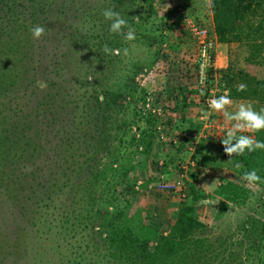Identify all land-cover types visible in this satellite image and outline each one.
I'll list each match as a JSON object with an SVG mask.
<instances>
[{
  "label": "rangeland",
  "instance_id": "1",
  "mask_svg": "<svg viewBox=\"0 0 264 264\" xmlns=\"http://www.w3.org/2000/svg\"><path fill=\"white\" fill-rule=\"evenodd\" d=\"M106 1L51 0L49 6L43 5L44 10L49 8L46 21L49 28L40 40L33 39L31 29L36 25L44 26L42 18L46 19V15H41L30 28L28 39L33 48L27 59L32 69H28L17 87L0 95V102L5 104L0 105V110H12L17 115L23 112L32 114L35 121L30 129L26 126L25 137L31 140L35 132L36 142L42 147L37 156V151H34L30 158L27 157V150L19 158L12 157L13 151L11 155L10 152L5 154L7 160L2 163L0 177L4 178L9 173L13 180L14 174L19 172L17 168H20V172L26 173L23 180L27 182L22 184L23 189L12 184L15 198L0 183V264H113L100 245L102 243L91 214L84 213L82 205L77 207L81 213L73 206L69 181L62 178L57 185H53L50 180L56 174V166L52 165L56 156L52 144L69 129H72L69 132L73 131V118L76 117L74 125L80 127L79 131H88L92 138L99 134L98 130L105 128L102 124L94 125L93 119L96 118L85 107L84 99L93 92L98 93L99 98V94L109 93L113 109L117 108V102L125 105L126 115L120 114L118 118L125 121L126 138L131 134L137 137L141 130H146L148 119L155 126V139L146 164L140 168L141 171L133 174L135 180L132 191L126 194L132 201L129 213L133 227L138 224L152 233H161L163 224L173 219L170 218L171 214L185 203L190 205V212L197 220L212 226L218 223L220 212L221 222L225 219L224 223L229 222L232 227L237 220L241 222L247 216H258L256 200L261 195V189L258 185L247 186L233 172V167L238 164L237 156L231 159L223 156L224 150L217 142L226 131L224 118L213 112L208 104L212 98L229 91L226 84H254L258 79L263 80L264 58L262 54L256 57V53L250 51L243 39L240 42L218 43L206 0H135L134 4L128 3L125 6V11L129 13L127 22L135 29L136 39L126 41L123 36L120 37L121 52L116 55L115 63L110 65L109 70L96 67L98 74L92 88L84 85L79 88V92L88 94H80L76 112L70 113L69 107L63 111L60 109L62 122L56 125L43 122L42 112L35 109V104L36 100L41 101L44 85L40 84V92L34 90L36 79L43 82L45 78L46 83L49 77H53L54 81L60 78L66 81L65 85L70 89L73 81L79 77H76L77 72L81 71L86 76L92 72L88 68L91 63L88 62L93 53H89L86 43L80 42L82 45L74 46L76 39H73L74 45L70 43L69 47L65 46L62 35L55 31V20H62L61 27L64 26L66 31L78 28L80 37L89 35L95 30L92 27L93 19L96 13L103 10ZM191 25L204 29L212 43L209 51L211 62L205 67L201 80L196 64L199 41L189 30ZM50 27H53V32ZM97 40L98 37L95 38ZM125 48L128 49L127 55L123 54ZM19 56L16 54L17 58ZM57 62L66 66L59 72V77L54 72L58 70L55 65ZM80 64L82 67L75 70ZM69 68L72 70L68 71ZM155 68H159V71ZM32 81L35 82L30 83ZM183 97L187 104L181 107ZM233 101L239 103L247 100ZM133 108L136 115L133 114ZM202 111L211 113L207 121L200 119ZM181 115H184L182 121ZM106 127L110 132L106 133L107 138L112 139L109 148L113 152L111 148L116 144L113 136L117 132L112 129V134L114 125L110 123ZM189 140H192V145ZM200 141H206L207 144L199 148L197 145ZM200 155L203 156L202 162L199 160ZM134 156L139 163L136 165L132 160L128 163L138 166L142 155L136 153ZM199 163L205 167H200ZM180 170L182 189L179 192L183 196L179 192L156 189L155 185L160 179L173 181ZM199 178L200 183H196ZM217 180L219 182L215 183ZM225 180L246 190L247 195L242 204H229L215 195L218 184ZM61 183L67 185L59 187ZM82 189L83 186L80 193ZM128 189L129 186L122 185L118 189L119 195L124 196ZM192 198L195 203H191ZM106 210L110 211V207ZM240 236L236 234L235 240ZM258 256L264 264V233Z\"/></svg>",
  "mask_w": 264,
  "mask_h": 264
},
{
  "label": "trees",
  "instance_id": "2",
  "mask_svg": "<svg viewBox=\"0 0 264 264\" xmlns=\"http://www.w3.org/2000/svg\"><path fill=\"white\" fill-rule=\"evenodd\" d=\"M50 2L51 0H0V95L11 91L15 86L17 87L28 69H32L30 60L27 59L31 48H33L28 39L29 31L41 15H46V19L43 17L42 20L45 21L44 27L46 34L48 33L49 25L46 24V21L49 8L44 10L42 7L43 5L49 6ZM131 2L134 4L135 0H107L103 10L96 13L93 24L91 23L95 30L89 35H82V37L77 31L78 28L66 31L64 26L61 27L63 21L55 20V31L62 35L65 46L69 47L70 43L74 45L75 39L74 46L82 45L80 42L86 43L89 53H93L88 62L91 63L88 68L92 72L88 76L82 75L81 71L77 72L76 77L78 75L79 77L73 81L74 84L70 89H67L66 81L60 78L54 81L53 77H49L46 83L45 78L43 82L38 79H36V83H34L35 81L30 82L34 83L33 88L38 92L41 89L40 84L44 85V93L41 94V101L36 100L35 109L41 110V118L44 119L43 122L46 125H56L63 121V118L59 116L60 109L63 111L69 107L70 113L76 112L82 93L79 92V88L83 85L92 88L98 74L95 70L96 67L101 70H109L110 65L115 63L117 56L105 54L103 46L107 44L110 48H119L122 41L121 35L112 34L109 31L111 22L107 21L102 13L105 9L113 6L112 8L127 21L129 13L125 11V6ZM208 9L212 30L218 43L240 42L243 39L250 51L256 53V57H261L262 54V58H264V0H212L211 7L208 6ZM59 11L62 14L61 8ZM95 20L99 24H95ZM52 29L53 27H50L53 32ZM97 37L98 40L95 41ZM16 54H20V56L17 58ZM61 60L63 62V58ZM55 65L58 70L54 72L59 77L61 75L59 72L66 66L58 62ZM81 67L80 64L75 70ZM69 70L72 69L69 68ZM155 70L158 72L159 68H155ZM227 80L231 81V78ZM70 81L72 80L70 79ZM226 85L231 98L251 101L257 111L264 108V79H258L254 84H246L247 90L243 92L237 91L238 84ZM125 89L126 87L122 92ZM97 96L96 92L88 94L84 99V103H86L84 105L96 118L93 119L94 125L102 124L105 125V128L98 130L99 134L92 138L88 131H79L80 127L74 125L76 117L73 118V131L69 132L72 130L69 129V133L61 134L60 139L52 144L54 156L56 155L52 165L56 166V174L52 175L50 180L53 185H57L59 181H62L60 180L62 178L69 181L68 186L72 190L73 206L80 212L77 207L82 205L84 213L91 214V218L95 222L94 226L97 227L100 243H102L100 245L113 260V264H237V262L239 264H263L259 260L258 254L264 233V199L262 198L264 193V150H257L253 153L245 152L243 156H237L240 167H233V172L241 178L245 171L252 169H256L261 177L262 182L258 184L261 195L256 200L258 216H247L241 222L237 220L234 222L235 226L232 227L229 222L224 223L225 219L221 222L220 212L218 223L212 226L197 220L190 212V205L185 203L184 207L180 206L171 214L170 218L173 217L171 221L168 220L163 224L160 232H164V234L152 233L151 230H145L138 224L133 227L132 216L129 213L132 201L126 194L132 191L131 186L135 180L133 174L146 164L152 142L155 139V126H153L152 120L148 119L146 130H141L137 137L131 134L126 138L125 121L118 118L120 114L126 115L125 105L117 102V104L115 103L117 108L113 109L109 93L99 94L100 98ZM185 99L183 97L181 107L186 106ZM1 104L3 103L0 102ZM134 112H136L135 108H133V114L136 115ZM182 119H184V115L180 116L181 121ZM33 121L35 120L29 112L17 115L12 110L8 112L0 110V168L2 163L7 160L5 154L9 152L11 155L13 151L12 157L19 158L27 150V157L30 158L32 152L37 151V156L38 151L42 150L41 144L36 142L35 132L31 140L25 137L26 126L30 129ZM109 123L111 126L114 125L111 130L114 129L117 132L113 136L116 140L115 146L113 145L111 148L113 152L109 148L112 139L107 138V134L110 132L106 125ZM114 130H112V134H114ZM218 139L217 144L223 149L222 138ZM255 139L264 142V131L256 133ZM191 141L189 140V142ZM206 144V141H200L197 147L200 148ZM137 148L140 150L138 151ZM16 151H18L17 154ZM136 153L142 155L141 164L138 166L136 165L139 161L134 156ZM196 153L198 154V152ZM223 156L227 157L225 153ZM202 157L199 156L200 162H202ZM204 157L207 156L204 155ZM131 160L135 161L136 165L132 162L128 163ZM199 164L200 167H205L202 163ZM17 169L19 172L14 174L13 180L9 173L4 178L0 177L2 187L13 198L16 197V193H14L12 184H17L19 188L23 189L22 184L27 182V180H23L26 173L20 172V168ZM179 173L182 174L181 170ZM0 174L2 173L0 172ZM65 184L61 183L59 187H63ZM81 185L83 186L82 193L79 192ZM122 185L129 186L128 192L124 196H120L118 193V189ZM30 191L29 188V196ZM177 191L179 192V190ZM215 195L226 200L229 204L240 205L245 201L247 192L243 187L225 180L218 184ZM191 203H195L194 198ZM107 207H110V211L106 210ZM236 234H241V238L235 240Z\"/></svg>",
  "mask_w": 264,
  "mask_h": 264
},
{
  "label": "clouds",
  "instance_id": "3",
  "mask_svg": "<svg viewBox=\"0 0 264 264\" xmlns=\"http://www.w3.org/2000/svg\"><path fill=\"white\" fill-rule=\"evenodd\" d=\"M211 7L212 0H206ZM167 7H170L168 5ZM102 15L107 21H110L109 31L112 34L121 35L126 41H134L136 39L135 29L132 28L126 19H124L114 8H107ZM127 29L125 32L124 30ZM46 34V28L42 25H36L31 29L33 39L40 40ZM103 52L108 55H119L121 49L110 48L107 44L103 46ZM123 54H128V49H123ZM247 85L240 83L237 85V91H246ZM209 108L223 116L225 122V134L221 139V144L226 156L230 159L233 156H243L245 152L253 153L257 150H264V142L255 139V134L264 131V108L259 111L255 110L251 101H242L236 103L231 99L229 91H225L222 95L212 98L209 101ZM230 109H234L230 111ZM210 112L202 111L200 119L207 121ZM244 133H251L247 135ZM236 167H240L239 164ZM242 180L247 186H256L262 182L256 169L245 171ZM219 182L218 180L215 182Z\"/></svg>",
  "mask_w": 264,
  "mask_h": 264
},
{
  "label": "built area",
  "instance_id": "4",
  "mask_svg": "<svg viewBox=\"0 0 264 264\" xmlns=\"http://www.w3.org/2000/svg\"><path fill=\"white\" fill-rule=\"evenodd\" d=\"M191 33L195 35V37L198 39L199 44L197 47V57H196V64H197V71L199 75V79L201 80L203 78V71L205 67L209 65L211 62V58L209 56V51L211 49V40L207 38L205 30L201 28H196L194 26L189 27ZM209 106V104H208ZM174 142V140H173ZM192 141L190 142V145H192ZM182 174L178 175V178L174 181H163L159 180L155 185L156 189L159 191H165V192H175L177 190L182 189ZM150 187V186H149ZM178 192V191H177ZM181 196H183V193H180Z\"/></svg>",
  "mask_w": 264,
  "mask_h": 264
},
{
  "label": "crops",
  "instance_id": "5",
  "mask_svg": "<svg viewBox=\"0 0 264 264\" xmlns=\"http://www.w3.org/2000/svg\"><path fill=\"white\" fill-rule=\"evenodd\" d=\"M207 171H210V170H207ZM200 172H201V171H200ZM179 174H181V173H178V175H179ZM178 175H177V176H178ZM176 179H177V177H176ZM160 180H164V179H160ZM200 181H201V178H199L198 180H196V183H197V182L200 183Z\"/></svg>",
  "mask_w": 264,
  "mask_h": 264
}]
</instances>
